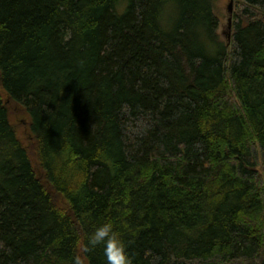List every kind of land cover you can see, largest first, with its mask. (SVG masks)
I'll return each instance as SVG.
<instances>
[{"label": "trees", "instance_id": "1", "mask_svg": "<svg viewBox=\"0 0 264 264\" xmlns=\"http://www.w3.org/2000/svg\"><path fill=\"white\" fill-rule=\"evenodd\" d=\"M0 0V264H264V0ZM25 113L26 137L12 123Z\"/></svg>", "mask_w": 264, "mask_h": 264}, {"label": "clouds", "instance_id": "2", "mask_svg": "<svg viewBox=\"0 0 264 264\" xmlns=\"http://www.w3.org/2000/svg\"><path fill=\"white\" fill-rule=\"evenodd\" d=\"M89 250L102 247L106 264H132V259L128 255L127 245L121 238L111 223H104L96 227L88 237ZM75 264H80L77 257Z\"/></svg>", "mask_w": 264, "mask_h": 264}, {"label": "rangeland", "instance_id": "3", "mask_svg": "<svg viewBox=\"0 0 264 264\" xmlns=\"http://www.w3.org/2000/svg\"><path fill=\"white\" fill-rule=\"evenodd\" d=\"M230 0H219L217 3V14L220 17V21H221V33L223 35V38L225 39L224 36V31H226L227 25H228V18H229V13H228V4H229ZM14 109V106L12 108V111ZM13 116H12V123H14L16 126H18V131L21 137H26V124L29 120L28 116L21 112L18 109H14L13 112Z\"/></svg>", "mask_w": 264, "mask_h": 264}, {"label": "water", "instance_id": "4", "mask_svg": "<svg viewBox=\"0 0 264 264\" xmlns=\"http://www.w3.org/2000/svg\"><path fill=\"white\" fill-rule=\"evenodd\" d=\"M228 13H229V18H228V25L226 28V31H224V36L228 41V44H230L231 37H232V22H233V0H230L228 4Z\"/></svg>", "mask_w": 264, "mask_h": 264}]
</instances>
